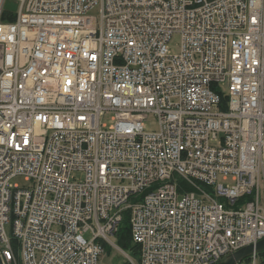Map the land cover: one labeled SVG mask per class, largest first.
<instances>
[{"label":"built area","instance_id":"obj_1","mask_svg":"<svg viewBox=\"0 0 264 264\" xmlns=\"http://www.w3.org/2000/svg\"><path fill=\"white\" fill-rule=\"evenodd\" d=\"M5 1L4 264H217L264 238V0Z\"/></svg>","mask_w":264,"mask_h":264},{"label":"rangeland","instance_id":"obj_2","mask_svg":"<svg viewBox=\"0 0 264 264\" xmlns=\"http://www.w3.org/2000/svg\"><path fill=\"white\" fill-rule=\"evenodd\" d=\"M5 5L7 7H14L16 4L13 1L6 0ZM180 44V36L178 34L174 35L173 39L170 41V48L172 51L176 52L179 49ZM148 122L146 123V129L147 130H157L159 128L158 120L154 115H150ZM103 121H107L108 124L112 123L110 120H105L102 118ZM221 179V178H220ZM13 182H17L20 185L26 183L24 178L22 176L14 178ZM8 229L9 226L7 225ZM101 264H124L125 263V257L123 254L116 248H113L112 252L110 253L107 251L103 256L101 257Z\"/></svg>","mask_w":264,"mask_h":264},{"label":"trees","instance_id":"obj_3","mask_svg":"<svg viewBox=\"0 0 264 264\" xmlns=\"http://www.w3.org/2000/svg\"><path fill=\"white\" fill-rule=\"evenodd\" d=\"M3 19L12 18L8 13V10H4L2 14ZM15 243V240L13 241ZM117 242L120 246L125 249L132 250L133 253L138 252V245L133 242L131 235V226H130V211L126 210L124 212V217L120 223L119 231L117 232ZM16 244V243H15ZM108 247V251H111V247ZM260 254L264 255V250L260 251Z\"/></svg>","mask_w":264,"mask_h":264},{"label":"water","instance_id":"obj_4","mask_svg":"<svg viewBox=\"0 0 264 264\" xmlns=\"http://www.w3.org/2000/svg\"><path fill=\"white\" fill-rule=\"evenodd\" d=\"M264 249V238L258 240L256 243L247 244L238 250L230 253L225 259L219 261L217 264H236L237 262L248 257L255 251H261ZM0 264H4L0 256Z\"/></svg>","mask_w":264,"mask_h":264}]
</instances>
